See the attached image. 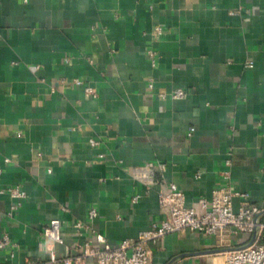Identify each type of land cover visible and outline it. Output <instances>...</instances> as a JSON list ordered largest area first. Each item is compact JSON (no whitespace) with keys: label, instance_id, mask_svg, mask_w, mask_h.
Listing matches in <instances>:
<instances>
[{"label":"crops","instance_id":"1","mask_svg":"<svg viewBox=\"0 0 264 264\" xmlns=\"http://www.w3.org/2000/svg\"><path fill=\"white\" fill-rule=\"evenodd\" d=\"M147 162L163 165L150 190L130 177ZM170 184L187 208L217 188L247 194L264 221V0H0V190L26 193L11 219L0 194V238L16 245L0 264L74 255L92 231L134 239ZM52 219L63 245L41 236ZM148 249L150 264H223L229 248L181 230Z\"/></svg>","mask_w":264,"mask_h":264},{"label":"built area","instance_id":"2","mask_svg":"<svg viewBox=\"0 0 264 264\" xmlns=\"http://www.w3.org/2000/svg\"><path fill=\"white\" fill-rule=\"evenodd\" d=\"M235 14V13H231ZM160 33L159 29H156ZM151 66L156 65V54L148 51ZM245 67L253 68L252 62H247ZM77 85L81 83L75 82ZM86 93L94 94L89 88ZM172 100H179L186 96L185 92L177 89L170 95ZM191 131H193L191 129ZM96 145L94 141L90 142ZM6 162H8L6 160ZM228 167L229 161L225 162ZM163 169V165L152 162L144 163L135 167L131 174V179L143 185L148 190L159 184L157 176ZM49 173L51 171H48ZM223 178H228V173H223ZM0 194H6L14 200L7 217L11 219L15 211L26 197V193L19 187L0 190ZM240 198L241 204L236 211L233 210L232 201ZM138 195L131 198L133 203L138 202ZM158 209L160 219L151 224L146 231L139 233L134 239L122 240L116 247H111L105 238L95 232L84 237L81 245H75L74 255L66 253L62 258L56 256L54 248L47 249V262L45 264H85V261L92 259L95 264H150V251L148 244L157 241L167 234L181 230L195 232L204 237H213L217 247L226 246L223 264H264V221H258L262 211L259 207L247 201L248 195L230 191L226 188H217L212 191L209 200L199 201L198 208H187L184 206V197L174 184L166 186L164 192H159ZM97 211L89 208L87 219L92 221L96 218ZM72 229L79 237H83L84 226L77 222L72 225ZM63 225L57 219L50 220L43 226L41 236L50 245H63L62 239ZM245 234L250 237V242L238 247H232L231 243L236 236ZM16 249L7 235L0 238V250ZM13 256V253L10 257Z\"/></svg>","mask_w":264,"mask_h":264}]
</instances>
